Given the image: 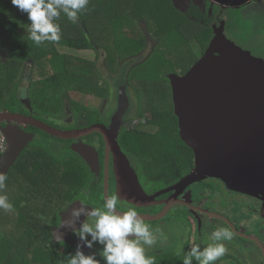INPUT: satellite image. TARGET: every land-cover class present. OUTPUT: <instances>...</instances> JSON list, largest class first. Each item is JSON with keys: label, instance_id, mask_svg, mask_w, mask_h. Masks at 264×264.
<instances>
[{"label": "trees", "instance_id": "16d2710c", "mask_svg": "<svg viewBox=\"0 0 264 264\" xmlns=\"http://www.w3.org/2000/svg\"><path fill=\"white\" fill-rule=\"evenodd\" d=\"M204 13L206 12L197 4H192L186 12L181 11L174 5L173 0H89L86 9L79 14L77 23L68 20L63 13L55 21L61 26L62 36L59 42H45L37 46L28 38L30 21L27 14L13 6L11 0H0V44L6 43L9 47L5 58L0 60V110L23 113L29 111L23 102L25 94L23 95L20 90V81L25 62L32 60L34 76L38 75L40 78L36 77V80L32 81L27 93L33 107L42 113L37 118L60 129L89 126L98 121L97 114L84 106L81 98L87 93L101 94L96 81L99 78L100 68L97 66V60L101 57V51H106L110 67L117 69L119 66L123 74L130 69L135 79L139 81L152 83L167 80L162 73L176 70L169 55L183 54L181 58L183 63L188 58L192 64L209 46L214 31L208 25L207 19L204 20L205 24L200 22L204 18ZM188 15H194L197 20L189 19L190 22H187ZM141 20L147 21L150 30L161 37L162 42L149 59L131 69L127 67L128 63L124 62L125 58L137 54L145 45L146 38L138 23ZM194 24L200 25V28H191ZM58 46L69 48L72 54L57 53ZM81 50L92 51L93 54L81 56L78 54ZM183 66L186 68L185 64ZM121 80L119 79V82ZM170 90L162 86L153 89L157 96L155 102H170V106L159 107L154 112V122L159 124V129L155 133L145 131L138 133L133 130H124L120 133V142L125 151L141 156L147 170L145 175L152 180L149 181L152 190L178 181L194 167L195 154L180 135ZM72 93L78 94L80 99L70 97ZM64 96H69L70 107L76 115V123L73 125H57L48 117V115L60 117L65 113ZM81 121H84L82 125ZM29 127L38 133V137L26 150L32 152L34 158L30 165L21 164V159L25 155L23 154L12 168V173L17 171L15 173L18 178L23 177L16 181L17 184L56 181L76 188L91 185L90 177L93 174L87 165L66 163L67 157L78 156L71 146L64 149L61 147V142L71 140L57 138L36 127ZM54 140L57 142L53 143ZM58 142L60 146L56 144ZM78 159L81 158L78 156ZM37 171L43 172L45 178L49 179H37L34 177ZM207 188L215 190L214 185H208ZM13 190L14 207L18 205L20 198L26 197L23 194H28L30 203L35 204L38 210L46 215H49L50 211L48 201L57 198L60 192L41 185L36 189L27 186L24 189ZM94 192L102 194L98 188ZM35 198L38 200L34 201ZM30 213L26 211L20 214L18 230H24L23 236H28L29 240L36 244L33 249L34 262L54 264L55 256L50 253L45 243L48 236L44 239V236L37 232L39 230L37 226L41 221L32 222L31 218L36 217ZM5 241L9 242L0 235V264L8 252V248L4 246ZM177 252L166 250L148 255L155 257L156 264H182L181 256H177Z\"/></svg>", "mask_w": 264, "mask_h": 264}, {"label": "flooded vegetation", "instance_id": "af4514ba", "mask_svg": "<svg viewBox=\"0 0 264 264\" xmlns=\"http://www.w3.org/2000/svg\"><path fill=\"white\" fill-rule=\"evenodd\" d=\"M247 1L250 0H241L242 3H246ZM173 2L174 5L181 11L186 12L188 9H190L192 4H197L202 8V10L206 12L204 13L203 20H201L200 22H203V24H205L204 20L207 19L208 25L214 31L209 46L211 45L212 41L216 40L218 37L226 38L222 35V23L220 22V20H217V17L213 12L214 5H211V3L207 2L206 0H173ZM207 4L210 5L207 7ZM187 18L190 20H197L194 15H188ZM138 23L139 27L142 30V33L145 35L146 40L144 48L140 52L125 58L124 62L128 63L127 67H130L131 69H134L136 65L141 64L149 59L153 55L156 48L162 42L161 37H158L154 34V32L150 30L147 21L141 20L138 21ZM145 23L147 24L153 39L156 41L155 45L146 37L142 26ZM207 49L205 50L203 55L206 53ZM105 52L106 51H101V57L97 60V66L100 68V72L98 75L99 78L96 81L98 90L101 94L94 95L93 93H87L83 95L81 99H83L84 106H87L90 110L96 112L98 121L95 123L104 124L109 128L112 125H116L117 127L119 125L117 129V141L120 145L121 151L127 157L131 169H133L134 173L136 174L140 187H142L147 195L154 196L161 190L176 185L184 177L188 176L195 169V161L194 167L190 173L170 185L157 190H152L149 186V181L152 180L147 175H145L147 173V170L143 165L141 156H137L134 155V153L125 151L123 145L120 142V133L124 130H133L138 133L139 131L155 133L159 129V124L154 122V112L159 107L165 108V106H170V102H155L154 100L157 99V96H155V94L153 93V89L159 88L160 86H162V88L166 90L171 89L170 91L173 106H175L173 99L172 77L175 75L181 76L186 74L188 70L203 55L195 63L192 64H190L188 58L185 59V62L183 63V60L181 59L183 57V54L169 55V58L173 61L176 70L169 72L165 71L162 73V75L166 76L167 80H158L156 82L149 83L146 81H139L135 79V76L134 74H132V71L130 69L125 74L120 71L119 66L117 67V69H112L110 67V64H108L107 62L108 60ZM29 63L32 66L30 70L28 66ZM183 64L186 65V68L183 66ZM26 78H28L29 82L26 87H23L24 85L22 82L23 79L25 80ZM38 78H40V76H38ZM119 79H122V83L119 82ZM34 80H36V77L34 76L33 61L28 60L24 65V73L20 81V90L23 95L25 94L23 97V102L25 106H27L29 111H25L24 113L18 111L15 113L30 115L34 118H37V116L42 115V113L33 107L31 98L27 93V91H29L31 87L32 81ZM123 93L127 95L129 105L127 109L124 110V114L120 116L118 114L120 106H125L121 105L120 103V97L121 94L123 95ZM26 99L30 100V105L25 101ZM69 99V96H64L63 106H65V113L62 116L56 117L48 115V117L54 120L57 125L68 126L76 123V115L70 107L71 105ZM83 122L84 121H81L80 124L82 125ZM15 124L19 125L26 131L34 132L36 134L35 139L38 137V133L31 130L29 127L30 125H24L21 123ZM76 125H78V123ZM69 140L71 141L61 142L62 149H64V147H72L73 143L77 141H82L96 149L100 163L99 173L93 172L87 160L79 153H77L79 158H81L80 160L78 159V156L71 155L67 157L66 163L68 165L79 163L81 165H87L90 168V171L93 175L92 177H90L91 185L89 187L86 185L81 188H76L72 185L65 186L64 184L58 183L56 181L42 184H17L16 181L21 180L23 177L19 176L18 178V175L15 173L17 172L16 170L12 173V168L15 166L14 165L6 176V187L1 192V194H6L8 196L11 203L15 202V200L12 198L13 189H24L27 186H32L34 189H36L41 185L45 188H50L51 190L57 189L60 192H58L57 198L55 197L48 201L50 207L48 208L50 209L49 215L42 214L35 204L30 203L28 194H23L26 197L20 198L19 203L16 202L18 205L14 207L13 211L5 212L2 209L0 210V235L1 237H3V239L9 240V242L5 241L4 243V246L8 248V252L4 256L2 264H37V262H34L33 260V249L34 247H36V244L32 243L29 240L28 236H23V233L25 232L24 230H18L20 226L19 216L22 212L26 211L31 212L30 215L36 217L35 219L33 217L31 218L32 222H35V220L41 221V224L37 226L39 227V230L37 232L39 235L44 236V239H46V237L48 236V240L45 243L50 253L55 256L54 264H67L68 255L74 254L77 250V246L82 245V242L79 240L78 236L70 228L67 227V224L73 220L75 221V227L78 228L82 221L86 222V218L82 216L77 220L72 216L71 219L67 220L66 215L71 213V207L79 206L78 200L82 198L81 193H86V196L83 197V199L84 203L89 208L101 207L103 200L106 198V179H108V194L118 196V208L121 212H126L129 208H135L139 215H154L158 214L166 206V201L171 198L176 197L177 199L181 200H190L191 197V202L193 204L224 215L234 224L235 228L239 232L258 239L256 240L254 238L240 235L238 232H236L237 230H234V228L225 220L217 217H212L201 211H191V209L187 205L176 201L170 207V211L165 215V217L156 221L144 220V222L150 226L170 225L175 227V225L177 224L178 227H180V230L178 229L179 233L176 235V239L179 240V243H177V245L173 247L170 246L164 249L157 248L152 251L146 250L147 254L166 250H177L178 252H181L183 254V252L190 250V247L193 244H199L201 248H204L206 247V245L201 243V237L210 236L211 232L214 231L217 227H226L230 231H232L233 239L231 241H223L225 247L227 248V252L224 256L220 257L215 262V264H222L223 260L228 261L229 259L230 261L237 262V264H264V254L262 247L259 244L260 241L264 247V195H255L232 190L229 189L221 179L215 177H207L189 184L186 188H184L183 185L179 188H175L168 192H165L157 196L152 204L138 205L122 196V191L119 190L120 184L118 180V172H116L115 169V159L117 157V154L114 151L107 153L105 139L101 133L93 132L79 139ZM55 142L57 141L54 140L53 143ZM31 143L21 153V156L18 159L19 161L23 154H25L21 159V164L30 165L31 162H33L34 154L29 151L26 152V150L30 148ZM56 144L59 145V142ZM144 164L147 165V163L145 162ZM57 168L61 170L60 167ZM14 173L15 175L13 176ZM34 177H37V179L39 180L49 179L45 178L43 172L41 171L35 172ZM213 181H216L219 186H216ZM32 184H34V186ZM208 185H214L215 190L212 191L210 188H207ZM97 188L100 189L102 194H97L96 192H94V190H96ZM221 190L222 193L219 192ZM134 191L133 195H135ZM36 200L38 199L35 198L34 201ZM229 200L232 201L233 205H235L231 209ZM53 202L55 203L54 206ZM220 204H226V206L223 207ZM237 207H239L240 211L237 212L238 209H236V212L233 213L232 210ZM65 209L68 210L66 211ZM40 216L44 217V219L42 220ZM64 220L65 227H60V224ZM88 222L91 223L92 219L89 218ZM60 234L63 242H58L57 240ZM88 239H91V237L89 236ZM174 241L176 242V240ZM81 250L86 254L95 253L97 259L100 261L102 260L100 252H102L103 249L102 245H99L98 243L95 244L93 248H88L82 245ZM193 264H197V262L193 261Z\"/></svg>", "mask_w": 264, "mask_h": 264}, {"label": "water", "instance_id": "95a60500", "mask_svg": "<svg viewBox=\"0 0 264 264\" xmlns=\"http://www.w3.org/2000/svg\"><path fill=\"white\" fill-rule=\"evenodd\" d=\"M142 26L146 37L155 45L147 24ZM172 84L180 135L195 154V169L176 185L154 196L145 193L117 141L119 125L109 128L95 123L85 128L60 129L30 115L1 110L0 129L7 138L8 148L0 157V173L7 176L21 153L35 139L34 132L15 124L21 123L61 139H79L93 132L101 133L107 153L114 151L117 154L115 169L122 196L138 205L152 204L165 192L183 185L186 188L207 177L221 179L232 190L264 195V60L231 40L218 37L186 74L172 77ZM25 101L31 104L29 99ZM120 103L125 105L120 106L118 112L122 116L129 105L125 93L121 94ZM72 148L87 160L93 172L99 173L100 163L94 147L77 141ZM108 195L106 179L105 197ZM176 201L187 205L191 211L225 220L237 230L227 217L193 204L191 197L190 200L171 198L158 214L140 216L147 221L160 220ZM71 217V213L66 215L67 220ZM259 244L264 254L260 241Z\"/></svg>", "mask_w": 264, "mask_h": 264}, {"label": "clouds", "instance_id": "9594fccd", "mask_svg": "<svg viewBox=\"0 0 264 264\" xmlns=\"http://www.w3.org/2000/svg\"><path fill=\"white\" fill-rule=\"evenodd\" d=\"M11 3L27 14L30 21L28 38L39 46L45 42H59L62 36L61 26L55 21L63 13L68 20L77 23L79 14L86 9L89 0H11ZM6 179L0 173V192L6 187ZM85 196L86 193H81L79 206L71 207V214L77 220L85 217L86 222L82 221L78 228L73 220L67 224L83 246L93 248L97 243L102 245L100 256L103 264H156L155 257L147 254L146 247L157 242V234L161 239H167L160 229L153 230L135 208L121 212L117 195H108L102 206L97 208H89L84 203ZM0 209L5 212L14 210V205L6 194H0ZM89 218H92L91 223L88 222ZM60 227H65V220ZM89 236L91 239H88ZM209 239L212 242L204 248L193 244L183 254L177 252V256H181L182 264H193V261L197 264H215L227 252L223 241H231L233 233L226 227H217L211 232ZM57 240L63 242L61 234ZM82 245L77 246L74 254L68 255L67 264H101L95 253L86 254L82 251Z\"/></svg>", "mask_w": 264, "mask_h": 264}, {"label": "rangeland", "instance_id": "374dc122", "mask_svg": "<svg viewBox=\"0 0 264 264\" xmlns=\"http://www.w3.org/2000/svg\"><path fill=\"white\" fill-rule=\"evenodd\" d=\"M206 1L211 3V5H214L213 12L217 17V20H220V22L222 23V35L237 44L240 48L249 51L252 55L264 60V0H250L246 3H242L241 0ZM209 5L210 4H207V7ZM186 20L187 22H190L187 17ZM194 27H196L197 29L200 28V26H198L197 24L191 26V28ZM191 35H193V30ZM58 48L59 49L57 50V53H60V51L61 54L65 55H68L70 53V51L68 50L69 48H65L63 46H58ZM8 52V45L6 43L0 44V60L4 59ZM78 54L81 56H89L93 53L91 51L81 50L78 51ZM28 66L30 70L32 68L30 63L28 64ZM17 76L14 77L19 78ZM35 77H38V75ZM28 82V78H26L25 80L23 79V87H26L28 85ZM71 97L80 99L79 95L76 93H72ZM213 182L216 186H219L216 181ZM219 192L222 193V190ZM229 204L230 209L235 206L230 200ZM220 205L223 207L226 206V204ZM236 209H238L237 212L240 211L239 207H237L232 210V212H236ZM151 228L153 230L160 229L166 235L167 239H161L159 237V234H157V242L151 247H146V250L152 251L157 248L164 249L170 246L173 247L177 245V243H179V240L176 239V235L179 233L180 227H178L177 224L175 225V227L170 225H152ZM209 237L210 236L201 237V243L207 246L212 242ZM174 240H176V242ZM222 264H237V262L230 261L229 259L228 261L223 260Z\"/></svg>", "mask_w": 264, "mask_h": 264}, {"label": "built area", "instance_id": "2783aa9c", "mask_svg": "<svg viewBox=\"0 0 264 264\" xmlns=\"http://www.w3.org/2000/svg\"><path fill=\"white\" fill-rule=\"evenodd\" d=\"M8 143L5 134L0 129V157L7 151Z\"/></svg>", "mask_w": 264, "mask_h": 264}]
</instances>
